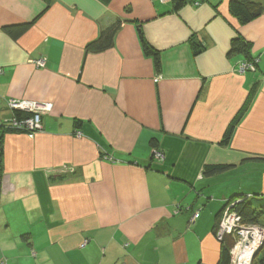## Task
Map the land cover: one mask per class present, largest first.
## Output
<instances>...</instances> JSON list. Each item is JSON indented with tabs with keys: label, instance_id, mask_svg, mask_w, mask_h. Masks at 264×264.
I'll return each instance as SVG.
<instances>
[{
	"label": "crops",
	"instance_id": "0c3cea01",
	"mask_svg": "<svg viewBox=\"0 0 264 264\" xmlns=\"http://www.w3.org/2000/svg\"><path fill=\"white\" fill-rule=\"evenodd\" d=\"M179 1L0 0V264H218L225 205H264V13ZM236 37L246 56H228ZM11 101L50 105L42 130L9 132Z\"/></svg>",
	"mask_w": 264,
	"mask_h": 264
},
{
	"label": "trees",
	"instance_id": "16d2710c",
	"mask_svg": "<svg viewBox=\"0 0 264 264\" xmlns=\"http://www.w3.org/2000/svg\"><path fill=\"white\" fill-rule=\"evenodd\" d=\"M108 3L109 0H103ZM200 1V0H196ZM171 4L174 6V10H179L184 2L179 0H172ZM229 13L232 17L236 18L239 23H247L254 20L264 13V0H230L229 1ZM31 24H25L21 26H13L5 28V32L12 38L17 39L20 37ZM121 26V21L115 19L108 24L101 27L99 36L96 40L91 42L86 47L87 53H101L107 51L113 46L115 35L117 34ZM139 39L145 53L153 58L155 69L160 68V58L157 51L151 48L146 42L143 33L139 29ZM249 51V44L240 37H236L232 40L228 56L245 55ZM248 60L244 61L247 62ZM31 114L20 111H13V119L17 123L27 121L31 118ZM9 132L24 133L22 129L14 130L9 126L7 128ZM231 130L226 134L225 143L229 141L231 136ZM229 170L228 166H208L204 170L206 176H216ZM2 173V139L0 138V176ZM237 203L234 211L240 216L242 224L244 225H263L264 226V205L260 202L261 200L254 199L253 201L245 198ZM222 216V212L217 216V224L219 223ZM233 247V241L227 238L221 243V254L218 264H230L231 263V249ZM261 257L253 261L252 264H264V244L261 247Z\"/></svg>",
	"mask_w": 264,
	"mask_h": 264
},
{
	"label": "built area",
	"instance_id": "2783aa9c",
	"mask_svg": "<svg viewBox=\"0 0 264 264\" xmlns=\"http://www.w3.org/2000/svg\"><path fill=\"white\" fill-rule=\"evenodd\" d=\"M151 3L168 4L172 0H149ZM198 5V3H196ZM36 68H44L45 60H39L35 62ZM255 70L254 65L248 62H242L239 64L238 73L244 74L245 72H253ZM1 73V71H0ZM159 78L155 79L158 82ZM8 107L12 111H20L31 114V118L27 121L17 123L14 119L8 126L14 130L22 129L24 133L33 137L36 133L42 130L41 117L45 114H49L51 106L48 104L28 103L11 101L8 103ZM154 159L157 161L164 160V156L154 151ZM242 200H237L227 204L222 210V216L217 224L214 234L219 243H223L227 238L233 241V247L231 249V263L230 264H252L254 255L259 252L264 244V230L257 227V225H244L240 216L234 211L237 203ZM199 218V213L195 212L192 216V221Z\"/></svg>",
	"mask_w": 264,
	"mask_h": 264
},
{
	"label": "rangeland",
	"instance_id": "374dc122",
	"mask_svg": "<svg viewBox=\"0 0 264 264\" xmlns=\"http://www.w3.org/2000/svg\"><path fill=\"white\" fill-rule=\"evenodd\" d=\"M154 151H155V150H152V151H151V155H152L151 157H153V155H154ZM153 159H154V157H153ZM227 178H229V177H227ZM195 181H196V182H200L199 179H196ZM191 183H193V181H192ZM254 199L259 200V199H261V198H259V197H257V196H254ZM227 204H229V202H228ZM227 204H226V205H227ZM226 205H225V206H226ZM257 227H259V228H261V229L264 230V226H263V225H257ZM260 252H261V249L259 250V252L257 253V255L253 258V261H254L255 259H256V261H257V259L259 258L260 254H261Z\"/></svg>",
	"mask_w": 264,
	"mask_h": 264
},
{
	"label": "water",
	"instance_id": "95a60500",
	"mask_svg": "<svg viewBox=\"0 0 264 264\" xmlns=\"http://www.w3.org/2000/svg\"><path fill=\"white\" fill-rule=\"evenodd\" d=\"M258 253V252H257ZM257 253L254 255V257L257 255Z\"/></svg>",
	"mask_w": 264,
	"mask_h": 264
}]
</instances>
